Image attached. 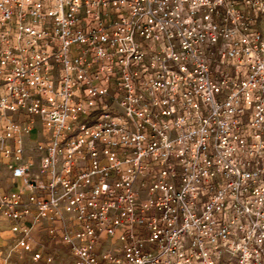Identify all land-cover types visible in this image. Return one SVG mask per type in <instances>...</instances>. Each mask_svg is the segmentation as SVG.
Wrapping results in <instances>:
<instances>
[{
    "label": "built area",
    "instance_id": "1",
    "mask_svg": "<svg viewBox=\"0 0 264 264\" xmlns=\"http://www.w3.org/2000/svg\"><path fill=\"white\" fill-rule=\"evenodd\" d=\"M0 164L37 264H264V0H0Z\"/></svg>",
    "mask_w": 264,
    "mask_h": 264
},
{
    "label": "rangeland",
    "instance_id": "2",
    "mask_svg": "<svg viewBox=\"0 0 264 264\" xmlns=\"http://www.w3.org/2000/svg\"><path fill=\"white\" fill-rule=\"evenodd\" d=\"M4 167L0 164V185L6 189L13 187L9 175L4 173ZM0 264H37L32 259L30 253L21 250L15 249V245L11 240V231L9 230V223L0 213ZM44 240L47 242L46 245H49L50 242L44 238L43 235L38 236V239ZM58 259L56 260L57 264H71L72 257L69 253V250L63 245H57ZM46 264V263H40Z\"/></svg>",
    "mask_w": 264,
    "mask_h": 264
},
{
    "label": "crops",
    "instance_id": "3",
    "mask_svg": "<svg viewBox=\"0 0 264 264\" xmlns=\"http://www.w3.org/2000/svg\"><path fill=\"white\" fill-rule=\"evenodd\" d=\"M4 173H6V175H9V171L7 169H4Z\"/></svg>",
    "mask_w": 264,
    "mask_h": 264
}]
</instances>
